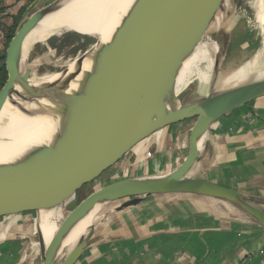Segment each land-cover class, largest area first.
Masks as SVG:
<instances>
[{
  "label": "water",
  "instance_id": "95a60500",
  "mask_svg": "<svg viewBox=\"0 0 264 264\" xmlns=\"http://www.w3.org/2000/svg\"><path fill=\"white\" fill-rule=\"evenodd\" d=\"M68 0H55L36 12L14 35L6 52L8 80L0 91V120L8 106H46L60 100L65 90L80 83L91 59L102 61L96 114L75 137L37 139L0 151V207L34 201L89 181L137 144L181 121L197 118L192 151L167 176L165 185L110 183L93 193L69 218L63 236L46 247L43 264H76L92 242L94 211L121 202L116 211L136 206L150 195H195L237 208L264 228V208L244 194L188 176L208 146L202 142L217 118L264 97V74L231 87L202 93L198 81L174 92L194 49L203 40L222 0H143L134 16L101 55L102 41L86 56L72 78L49 86L39 97L21 96L32 71L23 72L24 45L44 21ZM221 52L213 73H218ZM208 133V132H207ZM77 244L63 258L66 244Z\"/></svg>",
  "mask_w": 264,
  "mask_h": 264
},
{
  "label": "crops",
  "instance_id": "0c3cea01",
  "mask_svg": "<svg viewBox=\"0 0 264 264\" xmlns=\"http://www.w3.org/2000/svg\"><path fill=\"white\" fill-rule=\"evenodd\" d=\"M197 121L191 118L164 129L162 145L154 141V133L125 156L144 153L138 166L147 161L143 166L148 172L173 167L175 152L186 153L191 145ZM207 132L203 140L208 148L188 176L240 192L264 208V97L217 118ZM155 147L157 152L150 156ZM185 196L189 198L178 205L150 199L99 214L92 242L76 264H264L263 227L241 215L234 220L216 216L217 200ZM33 214L37 223L29 228L24 223ZM57 225V232L46 226L44 203L40 210L29 200L1 206L0 264H43L46 245L42 239H38L42 247L33 245V234L40 228L50 249L66 228Z\"/></svg>",
  "mask_w": 264,
  "mask_h": 264
},
{
  "label": "bare ground",
  "instance_id": "6f19581e",
  "mask_svg": "<svg viewBox=\"0 0 264 264\" xmlns=\"http://www.w3.org/2000/svg\"><path fill=\"white\" fill-rule=\"evenodd\" d=\"M142 1L68 0L29 37L24 45L23 57L28 61L27 57L36 45L49 47L51 41H57L61 44L64 38L69 35H78L83 41L93 40L97 43L102 41L104 45L96 53V55H101L117 35L123 31L125 25L139 9ZM226 3L225 13L230 9V3ZM238 13L242 16V19L237 24L232 25V33H229L228 36L231 39L230 48L228 54L224 56L223 63L221 62L222 55L220 56L218 64L219 67L220 65L222 67L221 69L219 68L218 73H213V67L217 62L216 57L220 51L219 45L216 41L205 38L196 46L190 61L179 76L174 89L175 93L180 92L191 81L196 80L200 84L202 93L206 94L216 89L244 83L262 69L261 62L263 59L261 58L264 56V0H240ZM223 19L224 16L222 17ZM222 20L218 19L220 23L218 22L219 24L215 26L216 33L224 29H230L229 26L226 27L225 22L222 23ZM245 28L250 32L252 45L249 51L244 54L240 52L239 44L246 33ZM97 43L88 44L81 53L70 60L61 61L63 60V57H61L56 67L60 65L65 67L66 71L63 73L31 70V78L23 87L20 95L39 97L49 86L57 81L63 78H72L79 69L83 59L92 52ZM32 54L34 56V53ZM245 56L251 58L243 68H238L234 73L227 72V69L229 70L233 63L237 66L240 58ZM101 69L102 61L95 58L91 59L87 64L83 80L80 83L69 86L65 90L64 96L52 104L40 107L9 105L6 115L0 120V151L5 152L16 145L37 139L77 136L84 127L91 124L95 117L96 96ZM205 134H207V131L204 132L203 136ZM146 141L141 143L140 146ZM205 141L202 137V142ZM113 164H116V161ZM167 176L166 174H158L156 176L129 178L115 182L129 185L149 183L165 185ZM87 182L84 181L62 190H56L62 191V194L63 191L68 190L71 216L90 197V195H83ZM41 203H44V221L46 226L50 230L54 228L57 232L56 201L53 202L52 200H47L46 197H42ZM105 209V205L96 209L88 219V222L95 224L100 218L99 214ZM64 233L59 234V236H63ZM42 242H45L46 247H48V241L45 236H43ZM76 244L75 241L66 244L63 249V258L70 254ZM33 245L39 246V243L36 242Z\"/></svg>",
  "mask_w": 264,
  "mask_h": 264
},
{
  "label": "rangeland",
  "instance_id": "374dc122",
  "mask_svg": "<svg viewBox=\"0 0 264 264\" xmlns=\"http://www.w3.org/2000/svg\"><path fill=\"white\" fill-rule=\"evenodd\" d=\"M55 0H38L35 3H29L28 0H24L22 2H17L16 0H0V69L5 65L6 67V58L3 59V56L6 55L8 46L10 42H7V37L10 32V28L13 27L14 24V18L19 15L20 8L22 5L26 7V10L21 17V20L18 22L17 31L39 10H41L43 7L48 6L50 3H52ZM230 3V9H228L227 13H225V10L227 8V3ZM240 0H222L220 4L218 5L216 11L214 12L212 19L210 20V24L208 25V29L206 30L203 40L205 38H209L211 40H214L218 43L220 52H221V62L224 60V56L228 54V50L230 48V42L231 39L228 37L229 33H232V25L237 24V22L242 19V16L238 13V5ZM233 3V4H232ZM17 5V6H16ZM19 5V6H18ZM234 5V6H233ZM232 10V11H230ZM12 13H15L16 16H13ZM224 16V19L222 20V17ZM222 20V23L225 22L226 27H230V29H224L220 31L219 33H216L215 26L219 24L220 22L218 19ZM219 22V23H218ZM16 31V32H17ZM246 33L243 35L241 42L239 44V50L242 53H247L249 49L251 48V40H250V32H248L247 28H245ZM16 34V33H15ZM67 41V42H66ZM91 43H97L96 41H88L84 40L78 36V35H69L64 38L61 44H59L57 41H51L48 46L43 45H36L30 55L27 57L26 61L23 57L22 61V70L23 72L27 70H39L41 72H60L63 73L66 71L65 67H62L61 65L59 67H56L57 62L61 57H63V60L61 61H67L74 57H76L79 53H81L88 44ZM57 48H56V47ZM66 46V47H65ZM69 46V47H68ZM37 49V50H36ZM57 50V51H55ZM244 50V52H243ZM34 53V56L33 54ZM52 53V54H51ZM35 57V58H34ZM42 58V59H41ZM251 57H242L240 58L239 64L236 66L234 63L230 66V69H227V72L234 73L235 70L238 68H243L250 60ZM262 62L261 66L262 69L256 73L253 77H250L248 80L259 77L264 74V56H262ZM30 62V63H29ZM223 63V62H222ZM32 67V68H31ZM37 67V68H36ZM220 65V69H221ZM236 67V68H234ZM40 68V69H39ZM218 68V69H219ZM43 69V70H42ZM47 69V70H46ZM7 71V70H6ZM219 71V70H218ZM225 74V73H224ZM8 75V73H7ZM8 80V79H7ZM6 84V83H5ZM3 81H2V74L0 73V91L4 87ZM221 89V88H220ZM166 130H162L160 132L155 133L152 138L154 141L159 145H162V137H164V133ZM161 140V142H160ZM191 145L188 146V149L186 153H190L192 151V140ZM158 147V146H157ZM155 150H158L156 148ZM150 154L152 156L153 153H156L157 151ZM176 151V150H175ZM186 153L181 154L180 151L175 152V156L172 160L173 167L169 166L168 169L159 170L155 173L148 172L146 170L145 165L147 161L142 166H138L140 162H142L145 158V154L141 153L137 157L133 156L131 152L125 156L118 158L116 160V164H113L112 166L104 169L101 171L96 177H93V179L89 180L86 183V188L84 189V196L92 195L93 193L97 192L101 188L105 187L106 185L110 183H114L118 180H124L129 178H142V177H150V176H156L159 174H166L170 175L177 167L183 162L184 155ZM134 157V158H133ZM136 158V159H135ZM135 161V162H134ZM175 163V164H174ZM133 165V166H132ZM146 166V165H145ZM138 176V177H137ZM43 197H46L47 200H52L53 202L56 201V222L57 224H60L63 227H66L68 223V219L71 217L70 214V200L68 198V190L63 191H56L51 192L49 194H45ZM189 198L185 195H157V196H145L143 197V200L151 201L150 199H156L162 201V203H166L168 206L171 205H178L182 201L183 203ZM65 199V200H64ZM62 200V201H61ZM157 201V200H156ZM61 204V205H60ZM121 204V202L116 203H107L105 204L106 210L101 212V215L105 214H111L115 211L116 207H118ZM55 209V207H53ZM67 212V213H66ZM215 212L216 216L220 217H229L230 219L234 220V217L246 216L242 211L238 210L237 208L233 207L232 205L223 203V202H215ZM114 214V213H113ZM67 215V216H66ZM30 219L25 222V225H30L29 228H33V225H36L37 223V214L29 215ZM68 218V219H67ZM59 225V226H60ZM65 232V231H64ZM27 237H30L35 239L34 242H38V239H43V233L42 230L39 228L38 232L36 234H33V236L30 235V233H25ZM28 242L30 241L29 238L26 239ZM39 247H42V244L39 245Z\"/></svg>",
  "mask_w": 264,
  "mask_h": 264
},
{
  "label": "trees",
  "instance_id": "16d2710c",
  "mask_svg": "<svg viewBox=\"0 0 264 264\" xmlns=\"http://www.w3.org/2000/svg\"><path fill=\"white\" fill-rule=\"evenodd\" d=\"M17 1H24V0H17ZM29 3H35L37 2L38 0H28ZM26 10V7H22L21 10H20V13L18 16H16L13 20H14V24H13V27L10 28V32H9V35L7 37V42H11L12 38L14 37L15 33H16V29L18 27V22L21 20V17L23 16L24 12ZM1 12V11H0ZM6 58V55L3 56V59ZM0 73L2 74V81H3V84H5L7 82V79H8V75H7V71H6V67L5 65H3V67L0 69Z\"/></svg>",
  "mask_w": 264,
  "mask_h": 264
}]
</instances>
